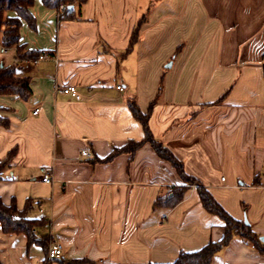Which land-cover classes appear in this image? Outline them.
<instances>
[{
	"label": "crops",
	"instance_id": "1",
	"mask_svg": "<svg viewBox=\"0 0 264 264\" xmlns=\"http://www.w3.org/2000/svg\"><path fill=\"white\" fill-rule=\"evenodd\" d=\"M74 10L79 19L60 21L57 9L35 1L37 26L24 23L21 42L51 59L34 65L5 55L31 77L33 95L0 96L8 120L0 163L16 150L0 197L20 210L32 199L30 217L48 220L41 233L63 245V256L48 259L0 224V264H171L222 239L224 222L203 207L196 186L174 208L155 207L186 184L150 145L112 157L145 137L131 100L147 113L158 99L154 136L231 216L264 236V0H87ZM143 17L140 40L125 54ZM68 85L81 99L57 92ZM212 264H264V253L236 237Z\"/></svg>",
	"mask_w": 264,
	"mask_h": 264
},
{
	"label": "trees",
	"instance_id": "2",
	"mask_svg": "<svg viewBox=\"0 0 264 264\" xmlns=\"http://www.w3.org/2000/svg\"><path fill=\"white\" fill-rule=\"evenodd\" d=\"M35 1L0 0V45L15 48V58L19 60L34 59L41 53V51L26 50V46L21 42L23 24L27 23L31 28H36L37 26L32 11ZM42 2L46 7L59 11L60 21H73L79 19V15L77 11L70 10L69 7L82 6L87 3V0H42ZM62 4L66 6V9L61 12L60 6ZM145 20L146 17H143L137 24L132 34L130 46L125 54L132 51L134 46L139 42ZM32 95L31 77L19 73L15 63H7L4 60V56H0V96H18L20 99L28 101ZM226 95L223 96V99ZM157 100H154L150 104L147 113L141 110L136 100L128 102L134 119L143 127L145 137L141 141L130 140L121 149H116L112 157L120 153L134 155L144 145H150L161 160L172 165L179 177L186 184L184 188L175 186L169 193L160 195L155 202V207L174 208L184 199L188 188L196 186L203 207L224 222V235L220 241H211L208 245L197 251H182L171 264H212L214 257L223 251L236 237L243 239L249 246L264 253V244L260 240L261 236L253 230L252 225L246 223L245 219L237 220L231 216L205 186L196 178L186 173L184 162L177 158L162 141L154 136L150 126V119L157 105ZM217 103H220V101ZM0 124L8 126V120L0 117ZM15 154L16 150H13L0 163V181L4 180V172ZM33 208L34 201L32 199H29L25 208L20 210L15 199L10 205H7L0 197V224L5 234H24L28 239L29 245L37 244L43 247L47 258L50 259L49 249L54 244L53 238L50 234L41 233V230L48 224V220L30 217Z\"/></svg>",
	"mask_w": 264,
	"mask_h": 264
},
{
	"label": "built area",
	"instance_id": "3",
	"mask_svg": "<svg viewBox=\"0 0 264 264\" xmlns=\"http://www.w3.org/2000/svg\"><path fill=\"white\" fill-rule=\"evenodd\" d=\"M66 9V6L64 4H62L60 6V11H64ZM60 14V13H59ZM15 48H10V47H6L3 45H0V56H5L8 53L15 51ZM51 59V54L48 51H41V53L39 54V56L37 58H27V59H16L19 62H25V63H31L34 65H38L43 61L49 60ZM118 89L123 90L122 86H118ZM57 92L61 93V94H72L73 96L76 97V99H81V96L78 94V90L76 88V86L74 85H68V86H59L57 87ZM40 111V109L35 110L34 114H38ZM83 157L85 158H91V152L90 149H86L82 152ZM52 168L50 167H45L41 169L42 172V181L45 183H51L53 180V175H52ZM223 180H225V178H223ZM63 252H64V248L63 245L60 243H54L53 245H51L50 249H49V258L52 260H56V259H61L63 256Z\"/></svg>",
	"mask_w": 264,
	"mask_h": 264
},
{
	"label": "water",
	"instance_id": "4",
	"mask_svg": "<svg viewBox=\"0 0 264 264\" xmlns=\"http://www.w3.org/2000/svg\"><path fill=\"white\" fill-rule=\"evenodd\" d=\"M69 9H70V10H74V6H70ZM245 221H246V223H249V221L247 220V218H245ZM260 240L264 243V236H262V237L260 238Z\"/></svg>",
	"mask_w": 264,
	"mask_h": 264
},
{
	"label": "rangeland",
	"instance_id": "5",
	"mask_svg": "<svg viewBox=\"0 0 264 264\" xmlns=\"http://www.w3.org/2000/svg\"><path fill=\"white\" fill-rule=\"evenodd\" d=\"M13 54V52L12 53H10L9 55H12ZM9 55L7 56V57H9Z\"/></svg>",
	"mask_w": 264,
	"mask_h": 264
}]
</instances>
